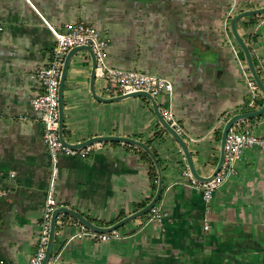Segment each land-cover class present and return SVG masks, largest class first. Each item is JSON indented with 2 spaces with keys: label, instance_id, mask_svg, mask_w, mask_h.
<instances>
[{
  "label": "crops",
  "instance_id": "obj_1",
  "mask_svg": "<svg viewBox=\"0 0 264 264\" xmlns=\"http://www.w3.org/2000/svg\"><path fill=\"white\" fill-rule=\"evenodd\" d=\"M260 6L264 0H0V189L6 191L0 197V264H29L38 245L50 163L40 112L30 100L42 91L37 72L55 44L43 18L61 32L77 22L93 25L105 41L109 64L168 79L172 89L159 93L156 104L171 107L196 170L208 175L225 120L263 101L259 89L249 103L247 64L233 54L228 38L236 41L226 27L239 10ZM237 29L264 84V12L242 16ZM90 70L88 52H74L62 87L64 139L121 135L147 143L162 172L154 206L166 214L159 222L149 209L102 239L59 212L49 264H264V149H243L206 210L200 187L184 173L178 143L149 99L99 100L89 89ZM104 85L96 75L99 95L119 94L107 93ZM238 124L264 136V110ZM142 151L106 140L93 142L85 155L60 153L57 206L102 226L142 207L155 190Z\"/></svg>",
  "mask_w": 264,
  "mask_h": 264
},
{
  "label": "built area",
  "instance_id": "obj_2",
  "mask_svg": "<svg viewBox=\"0 0 264 264\" xmlns=\"http://www.w3.org/2000/svg\"><path fill=\"white\" fill-rule=\"evenodd\" d=\"M52 34L55 37V44L52 49V55L46 65L41 67L37 72V77L41 83L42 91L32 96L31 106L40 112V120L42 122V140L49 156L50 170L46 194L44 198L41 216L38 222V245L36 251L31 256L29 264H40L45 252L48 239L50 217L53 209L57 206L55 198V185L58 177V156L60 153L70 155H85L89 153L93 147V143L84 146L71 147L64 144L58 135V108H57V89L59 75L63 64L66 51L80 44H87L95 57V76L98 75L105 80L104 90L107 93H126L135 90L148 91L154 98L161 92H170L172 89L171 82L163 76L150 74L135 69H125L109 64L106 60L105 41L101 38L99 31L90 24L77 22L68 26V30L61 32L50 25L45 18ZM229 25H226V27ZM227 32V31H225ZM231 50L238 62L242 63L244 59H239L238 44H234L233 40L228 38ZM240 63V64H241ZM246 78V84L250 91L249 103L253 104L255 96L259 92V87L251 76L248 67L243 68ZM162 116L172 125L179 133L181 127L174 117L173 111L169 105L158 106ZM240 120L232 123L227 131L225 139L224 156L219 169L215 174L206 181H199L194 178L188 169L185 175L189 177L191 183L198 185L201 190V198L205 203V209L208 210L214 190L222 183L225 176L234 170V163L242 155V151L246 147H257L264 149V136L255 135L248 126L238 124ZM6 191L0 189V197L5 195ZM152 217L161 222L165 217V212L156 206L151 207ZM85 229L86 227L81 224ZM204 228L209 226L204 218ZM117 236L115 231H112ZM102 238H108L110 233L99 232ZM49 259V258H48ZM49 264V260L47 263Z\"/></svg>",
  "mask_w": 264,
  "mask_h": 264
},
{
  "label": "water",
  "instance_id": "obj_3",
  "mask_svg": "<svg viewBox=\"0 0 264 264\" xmlns=\"http://www.w3.org/2000/svg\"><path fill=\"white\" fill-rule=\"evenodd\" d=\"M261 12H264V6L255 7V8H246V9L239 10L238 12H236L231 17L229 27H230V32H231L233 38L235 39L238 46L241 48V50L243 52L244 59L246 61V64H247V67H248L250 74L252 75L255 83L257 84L260 91L262 92L263 101L258 108L253 109V110H247V111H243V112L234 113V114L230 115L225 120V122L222 126V129H221V133H220L219 154H218L217 162H216V165H215L214 169L212 170V172L208 175H202L196 170L194 163H193V160H192V157H191V154L188 150V147H187L183 137L162 116V114L158 108V105L156 104V100H155L154 96H152L148 91H145V90H135V91L121 93V94L112 95V96H101V95H99L94 89L95 57H94V54H93L91 48L87 44H80V45H74L66 51V53L64 55L60 75H59L58 89H57L58 135H59L60 140L64 144L69 145L71 147L84 146V145L89 144V143L106 141V140H117V141H123V142H129L131 144H135L136 146H139L140 148H142L148 154L150 159L152 160V162L155 166V169H156V173H157V182H156V187H155L154 193H153L152 197L150 198V200L146 204H144L142 207L138 208L137 210L121 217L120 219H118L114 223L107 225V226L95 224L92 221H90L88 218H86L85 216L80 214V212H78L77 210H74V209L69 208L67 206H63V205L56 206L51 213L48 239H47V243H46V247H45V252H44V255H43V258H42V261L40 264H46L47 260L50 256L51 245H52V241H53V237H54V233H55V227H56V217H57V214L59 212H66V213L73 215L75 218H77V220H79L81 222V224H83L84 226H86L87 228H89L91 230L98 231V232H107V231H110V230L118 227L119 225L125 223L126 221L146 212L147 210L151 209V207L154 205L156 200L159 198V195H160L161 190H162V172H161L160 164L158 162V159H157L155 153L148 146V144L145 143L144 141H142L140 139L132 138L129 136H121V135H96V136L89 137V138L82 140L81 142H77V143H69L64 139V137L62 135V121H63V119H62V115H63L62 114V108H63L62 87H63L64 77L66 74V69L68 67L70 58L73 55V53L76 52L77 50L83 49V50H86L90 56L91 70H90V75H89V89H90L91 94L95 98H97L99 100H103V101H112V100H118V99L126 98L129 96L147 97L151 103L152 110H153L157 120L160 122L162 127L168 133H170V135L178 143L179 148H180V150H181V152H182V154L186 160L187 169L189 170L191 175L199 181H206V180L210 179L215 174V172L219 169V167L222 163L223 156H224L226 134H227V131H228L230 125L232 123H234L235 121L241 120L243 118L257 115L264 110V84H263L260 76L258 75V73L256 71V68H255V65H254V62L252 59L251 51H250L248 45L246 44V42L244 41V39L242 38V36L240 35V33L237 29V20L239 18H241L242 16H245L247 14L261 13Z\"/></svg>",
  "mask_w": 264,
  "mask_h": 264
},
{
  "label": "trees",
  "instance_id": "obj_4",
  "mask_svg": "<svg viewBox=\"0 0 264 264\" xmlns=\"http://www.w3.org/2000/svg\"><path fill=\"white\" fill-rule=\"evenodd\" d=\"M238 50L239 52L241 53L242 50L241 48L238 46ZM242 59H244V57L242 56ZM143 153V157L150 163V168H149V178L150 180H152V189H155V186H156V180H157V173H156V170H155V166L153 164V162L151 161L150 157L147 155L146 152L142 151ZM144 204L142 203L141 206H143Z\"/></svg>",
  "mask_w": 264,
  "mask_h": 264
}]
</instances>
